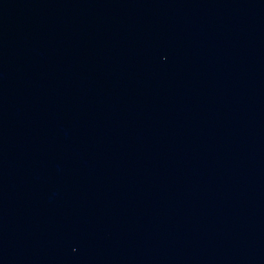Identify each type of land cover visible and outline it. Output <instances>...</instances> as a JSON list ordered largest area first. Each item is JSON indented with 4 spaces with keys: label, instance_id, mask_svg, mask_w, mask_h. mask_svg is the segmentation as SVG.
Here are the masks:
<instances>
[{
    "label": "water",
    "instance_id": "95a60500",
    "mask_svg": "<svg viewBox=\"0 0 264 264\" xmlns=\"http://www.w3.org/2000/svg\"><path fill=\"white\" fill-rule=\"evenodd\" d=\"M0 264H264V0H0Z\"/></svg>",
    "mask_w": 264,
    "mask_h": 264
}]
</instances>
